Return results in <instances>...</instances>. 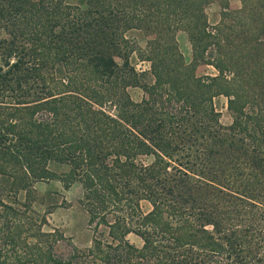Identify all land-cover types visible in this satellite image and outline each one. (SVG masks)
I'll return each mask as SVG.
<instances>
[{"label":"trees","instance_id":"16d2710c","mask_svg":"<svg viewBox=\"0 0 264 264\" xmlns=\"http://www.w3.org/2000/svg\"><path fill=\"white\" fill-rule=\"evenodd\" d=\"M213 1L0 0V264H264V0H219L211 25ZM134 28L156 35L146 71ZM52 181L82 185L93 232L66 257L35 208Z\"/></svg>","mask_w":264,"mask_h":264},{"label":"rangeland","instance_id":"374dc122","mask_svg":"<svg viewBox=\"0 0 264 264\" xmlns=\"http://www.w3.org/2000/svg\"><path fill=\"white\" fill-rule=\"evenodd\" d=\"M70 4H80L82 0H65ZM232 10H239L242 7L241 0H229ZM209 22L211 25H217L221 20L222 5L219 0H214L207 7ZM14 27L10 26L6 19L0 18V38L11 37L9 32L13 31ZM178 43L185 56L193 57L192 46L188 38V34L183 30H178L176 33ZM126 37L131 41V48L127 49L131 64L139 71L149 70L151 67L150 61L145 59L148 55V41L155 34H148L144 29H130L126 32ZM125 52V51H124ZM126 52V54H127ZM117 62L123 64V57L116 56ZM190 63L192 59H185ZM197 74L199 76L217 75V70L205 63H200L197 66ZM129 92L135 101L141 100L144 92L139 87H130ZM215 103L220 112V120L224 125H229L232 122L231 114L227 107V98L219 96L215 98ZM145 162L151 159L144 157ZM37 192V201L35 208L42 213H46L49 221V229H58L61 231L66 240H61L56 246V252L66 257L72 251L73 245L81 249H86L91 246L93 232L88 226V213L80 203L83 197V187L80 183H75L71 188L65 189L59 181L39 182L35 185ZM19 198H25V192L19 194ZM142 207L145 211L151 209V204L148 201L142 202ZM128 240L136 246H141L142 240L135 234H130Z\"/></svg>","mask_w":264,"mask_h":264},{"label":"crops","instance_id":"0c3cea01","mask_svg":"<svg viewBox=\"0 0 264 264\" xmlns=\"http://www.w3.org/2000/svg\"><path fill=\"white\" fill-rule=\"evenodd\" d=\"M185 59H192V57L189 58V56L186 55V56H185Z\"/></svg>","mask_w":264,"mask_h":264}]
</instances>
